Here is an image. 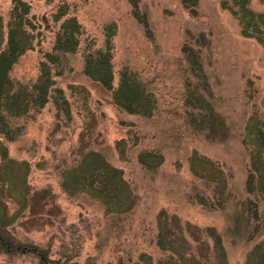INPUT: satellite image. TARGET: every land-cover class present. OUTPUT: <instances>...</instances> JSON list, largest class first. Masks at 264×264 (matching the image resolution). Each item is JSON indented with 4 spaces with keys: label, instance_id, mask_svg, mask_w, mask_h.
Listing matches in <instances>:
<instances>
[{
    "label": "rangeland",
    "instance_id": "rangeland-1",
    "mask_svg": "<svg viewBox=\"0 0 264 264\" xmlns=\"http://www.w3.org/2000/svg\"><path fill=\"white\" fill-rule=\"evenodd\" d=\"M26 1L34 45L13 66L15 80H37L60 29L62 20L53 18L60 3L69 4L83 34L77 50L65 55V64L53 68L67 107L59 108L50 97L44 106L11 119L13 138L1 137L6 150L0 152V175L26 172L11 159L27 162L30 195L22 208L14 189L0 180V199L15 215L6 227L22 244L20 250L1 252L0 264H42L44 258L70 264H158L166 254L157 244L162 212L201 229L215 227L229 264H244L248 250L264 239L263 198L255 202L259 221L243 210L252 195L247 191L251 145L245 143L246 126L255 113L264 120V45L243 34L239 17L223 6L224 0H198L191 7L183 0H138L147 25L137 17L133 0ZM249 6L264 13V0H250ZM12 7V0H0L5 37ZM110 23H116L113 89L85 72V51L104 47ZM185 46L199 53L212 96L199 91L228 125L223 139H211L190 124L187 88L202 86ZM124 67L154 93L152 114L131 113L113 99ZM91 150L122 169L137 195L129 211L108 212L100 199L84 191L70 194L63 186L64 172ZM146 151L162 154L163 161L145 165L139 155ZM195 151L223 169L227 199L222 205L214 183L193 172ZM204 239L212 250L213 239Z\"/></svg>",
    "mask_w": 264,
    "mask_h": 264
},
{
    "label": "trees",
    "instance_id": "trees-1",
    "mask_svg": "<svg viewBox=\"0 0 264 264\" xmlns=\"http://www.w3.org/2000/svg\"><path fill=\"white\" fill-rule=\"evenodd\" d=\"M197 1L183 0L189 7L196 5ZM12 3L6 37L3 31V17L0 14V152L2 153H5L6 148L1 137H14L12 118L24 115L33 108L44 106L50 97L59 108L67 107L68 101L63 90L55 85L53 68H60L65 64V55L77 50L83 34V26L75 15L70 14L69 4L60 3L53 12L54 20H62L60 29L56 34L53 51L45 54L47 60H43L40 64L37 80L34 82L15 80L11 76V70L19 58L28 49L33 48L34 24L30 17L31 4L28 1L12 0ZM249 4L250 0L223 1V6L239 17L243 34L256 37L264 45V13L254 11ZM133 7L139 20L147 25L145 15L139 12L138 0H133ZM105 30L104 47L97 50L87 48L85 51V72L105 87L113 89L112 38L116 31V23L106 25ZM184 50L189 54L191 68L202 86L193 88L188 84L187 89L191 96L186 98V104L189 108L190 124L194 126L193 128L206 132L211 139H223L228 135L229 127L217 113L213 103L199 91L200 89L208 91L210 98L212 96L199 53L189 46H185ZM113 99L131 113L149 115L157 106L154 93L129 67H124L120 71V83L113 91ZM245 143L251 145L247 191L254 197L251 195L250 206L245 204L243 210L250 213L251 220L259 221L262 216L255 202L260 201L261 198L264 200V120L256 113L251 116L246 126ZM3 156L5 157L6 154ZM139 158L147 166L163 161V155L155 151L142 152ZM9 162L21 165V169H25L26 172L15 176L10 171L7 173L3 171L0 180L3 184L9 183V188L14 189L17 200L22 208H25L30 195L25 190L29 165L23 161L18 163L15 159ZM190 166L197 176L207 178L214 183L216 198L222 205L227 199L225 198L227 182L221 166L196 151L190 158ZM63 176V186L68 193L87 192L100 199L108 212L129 211L137 202V195L124 177L122 169L108 161L99 151L87 152L80 162L68 168ZM213 204L215 202L211 203ZM8 213L7 204L0 199V253L13 249L20 250L22 247L6 227L15 218V215L10 216ZM158 226L157 244L166 253L158 264H229L222 235L215 227L201 229L189 222L183 223L178 216L166 212L160 213ZM249 231L252 232V228ZM205 235H209L214 241L212 250L206 238L204 239ZM42 264L70 263H54L44 258ZM244 264H264V239L248 250Z\"/></svg>",
    "mask_w": 264,
    "mask_h": 264
}]
</instances>
